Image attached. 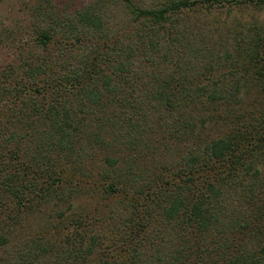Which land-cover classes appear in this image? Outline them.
<instances>
[{"label": "trees", "instance_id": "1", "mask_svg": "<svg viewBox=\"0 0 264 264\" xmlns=\"http://www.w3.org/2000/svg\"><path fill=\"white\" fill-rule=\"evenodd\" d=\"M119 2L140 21L110 45L96 8L72 21L35 5V50L0 71V264H264V36L235 26L223 46L182 14L264 0ZM163 130L191 146L150 171L138 161ZM119 147L139 160L121 169ZM95 150L100 187L86 180ZM80 189L123 193L109 239L87 226L94 216L60 226L55 210L12 240L40 206Z\"/></svg>", "mask_w": 264, "mask_h": 264}, {"label": "rangeland", "instance_id": "2", "mask_svg": "<svg viewBox=\"0 0 264 264\" xmlns=\"http://www.w3.org/2000/svg\"><path fill=\"white\" fill-rule=\"evenodd\" d=\"M94 1L95 0H0V71L3 67L8 68V65L16 66L19 62L17 54L20 53L21 60L22 58L24 60V55L28 57V54H32L35 50L36 47L33 45L35 33L33 31L32 23L34 22L35 25V22L39 21L37 18L33 17L35 5L40 6L42 10H47V7H50L52 12H57L59 16H65L67 20L72 21H75L74 19L77 18L76 13L78 11L87 7H90V9L96 8V12L101 14L104 28L106 31L108 30L107 33L109 36H107V38L109 39L106 41L109 45L110 40H112L113 37V40L118 38L117 35H115V30L118 31V33H126L127 29H131V22L138 24L140 21L139 18L134 21L131 20L132 16L126 13V10L123 8L122 4H120L121 2L118 3V0H96L99 2L97 4V6L100 5L99 7H93ZM132 1L137 6L145 7L150 5L154 0ZM182 14H185V17L188 16V18L191 19H201L204 27V29H201L204 30L202 35H205V38L207 39L212 38L222 42L223 46L230 45L228 43L232 40L231 36L234 34L233 27L235 26L236 30H238L239 27L243 29L244 32H246L247 28L251 31L255 27L258 30L253 29V31L249 33H255L258 31L259 33L257 34L264 36V6L258 7L248 4L237 8H213L207 13L186 11ZM122 16L125 18H122ZM179 16L178 22L182 19V15L180 14ZM120 19L124 20L126 27L121 24L118 26V21ZM195 27L197 28V26ZM229 32L232 33L229 34ZM162 38L165 40V35H163ZM197 40L199 39L197 38ZM102 45L105 46L103 42H100V46ZM162 49L164 50L163 47ZM223 50H220L219 54H222ZM170 58L174 59L175 55H172ZM170 58L168 57V60H166L167 63L163 64V68H165L164 70L166 71L173 70L174 67V61L170 60ZM201 63L202 61H200L199 66ZM110 66L111 64L109 62H103L102 64V67L105 68V70H108ZM244 98L247 102L248 97ZM179 133L180 137L177 139L174 137L169 138L165 130L159 131V133L153 136L155 143L158 145L156 153L151 156L145 155L142 159L139 158L140 161H138V163L144 164V166L150 171L151 169L160 170L161 168H164L165 165L171 166L170 164H172L173 161H177L181 154L186 152L191 146L190 140L186 139L185 135H181L182 132ZM159 138L161 139L160 142L165 145H161V143L158 142ZM165 138L168 139L165 140ZM123 148L124 147H119V150L114 154V156L120 158L117 166L121 169L126 165V158H131V155L133 158H136L134 151ZM98 153V150H95L91 154L92 160L89 164L91 169L89 170L93 172V176L86 180L89 182V180L95 179V182L99 183L100 187V182L102 181L98 178V182V179L94 176L97 170L96 166L98 162H101L98 159ZM136 159L139 160L138 158ZM104 183H107V181ZM83 189H80L77 192H80ZM100 195L101 191L99 190L95 193H90L89 190L85 189L84 192L72 193L69 198L56 200V198L53 197L54 204L49 202L47 206H40L42 211L36 213L38 215H32L23 221L22 226H25L26 229L21 230L20 233L18 231V235L12 240H19V237L25 236V234H30L31 231L38 230L39 226H46L45 221L47 220V216L49 217L48 220H50V222L52 219L48 214H53L55 210H60L63 213L64 224L60 226H68L69 224L66 223V220L77 216L80 217L82 214H86L88 217L94 216L95 221H87V226H95L94 230L99 233L103 239H109L111 232L114 229L113 227L116 224L121 225V218L118 217V215L120 214L119 208H122V203L119 202H124L123 193L120 191L108 199L100 197ZM107 234H109V236ZM156 236L162 241V232H159L158 234L156 233ZM102 243L105 244L107 241L105 242L102 240Z\"/></svg>", "mask_w": 264, "mask_h": 264}]
</instances>
